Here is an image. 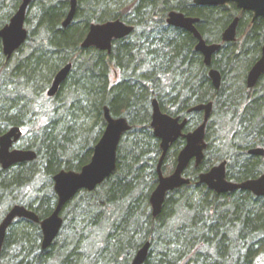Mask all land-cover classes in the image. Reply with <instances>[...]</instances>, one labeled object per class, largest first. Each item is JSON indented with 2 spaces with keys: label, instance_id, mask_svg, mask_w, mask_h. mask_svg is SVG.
<instances>
[{
  "label": "trees",
  "instance_id": "1",
  "mask_svg": "<svg viewBox=\"0 0 264 264\" xmlns=\"http://www.w3.org/2000/svg\"><path fill=\"white\" fill-rule=\"evenodd\" d=\"M168 1L76 0L75 17L81 20L82 28L66 30L59 24L67 15L69 0H41L40 4L34 0L32 3V7L38 5L35 32L40 38L41 52H32L12 73L17 72L29 85L40 81L42 88H46L57 70L69 63L72 69L54 98H46L45 89H41L32 99L37 107L31 108L29 113L42 118L43 122L36 141L23 149L35 152L36 159L7 170L0 167V206L3 200H9L12 206L21 205L31 210L39 220L47 218L56 205L52 177L62 170L79 172L89 163L105 127L103 108H108L113 118H124L130 126L118 145L116 168L110 178L93 192H78L62 210L63 225L59 235L66 231L72 235L73 244L67 249L64 244L60 246L63 253L60 264H98L100 261L101 264H131L145 242L150 243V250L144 264H264V198H255L248 192L217 195L204 185H196L198 174L223 160L228 161L226 176L229 180L246 181L264 171V159L252 162L246 155L250 148L264 149V113H261L264 77L257 85V96L251 97L244 86L247 69L260 52H230L224 56L226 60L216 68L222 78L219 92L208 83L197 85L192 81L198 77L197 67L191 62V84H176L175 75L183 73L186 47L190 50V59L194 58L191 52L194 41L190 38L188 45L185 39L171 40L169 31L174 30L164 23L167 14L179 12L220 28L230 20L233 10L227 8L222 14H216L214 9L194 6L192 0L171 5ZM4 2L0 0V8ZM18 2L16 0L9 12L0 17V29L9 22ZM114 20L134 27L132 43L113 44L116 58L125 57L124 62L131 63L130 58L140 60L145 54L143 49H158L155 55H150L156 57L152 60L150 75L130 76L126 73L129 63L112 60L110 70L117 72L119 65L117 73L127 82L107 85L104 54L80 48L90 25ZM26 21L29 24L28 18ZM205 29L198 26L201 33ZM249 32L253 39L248 40L247 46L254 43L257 47L258 35L262 44L264 20L255 21ZM170 74L173 80L165 82L163 78ZM0 89V135L11 127H19L23 138L31 132H26L25 111L18 110L7 98L2 84ZM152 100L158 102L162 113L187 118L185 133L200 123L196 115H187L189 108L208 101L214 106V115L205 132V159L197 169L192 167L185 172L190 180L188 186L167 193L157 218L151 216L148 203L157 185L156 167L161 156L159 140L150 128ZM21 103L25 106V100ZM215 116L221 118L217 120L219 132L226 124L230 129L233 126L231 133L236 142L229 143L231 153L226 156L219 154L214 141L209 139ZM222 138L216 134L215 141ZM183 146V139H178L168 150L162 164L165 175L173 171ZM16 195H20L18 200L14 199ZM68 206L71 217L67 223L64 217L67 214L63 213ZM98 230L105 233L103 239L95 235ZM41 239L39 225L26 220L14 221L6 233L0 264H49L47 255L57 241L43 252ZM90 242L96 247L88 250ZM99 242L103 244L101 248H98Z\"/></svg>",
  "mask_w": 264,
  "mask_h": 264
},
{
  "label": "water",
  "instance_id": "2",
  "mask_svg": "<svg viewBox=\"0 0 264 264\" xmlns=\"http://www.w3.org/2000/svg\"><path fill=\"white\" fill-rule=\"evenodd\" d=\"M32 0H22L16 12L9 19V22L0 29V43L3 55L9 59L13 53L19 50L25 43L27 31L24 28L27 8ZM228 2L234 3L238 9L253 13V20L264 19V0H193L195 6H222ZM76 0H69V10L61 27L66 29L73 21L76 14ZM197 19L185 17L183 14L171 11L167 14L166 23L175 28L185 30L197 39L195 50L200 52L204 58V64L209 66L211 56L219 49V46H207L201 39L195 28ZM238 19L235 18L223 34V41H234ZM132 26L126 25L120 20L108 21L102 24L90 25L86 36L80 44L82 50L90 48L100 52L110 53L113 40H120L128 37L133 32ZM72 64L63 66L53 77L50 88L46 92L48 98L54 97L60 86L67 79ZM264 75V46L259 60L247 73L246 87L252 89L256 86L259 78ZM209 78L215 89L220 86V74L217 71H210ZM212 110L211 103L194 106L188 110L192 112H204L202 123L189 133H183L187 125V119L173 118L161 112L158 102H151L150 128L153 136L159 140L161 156L157 163V185L149 196L148 203L151 209V216L157 218L162 211L167 193L183 186H188L190 180L182 176L191 161L195 167L201 164L204 157L206 144L204 142L205 128ZM105 127L103 133L93 148V153L88 164L79 172L59 171L52 177L53 191L56 195V205L52 213L45 219L39 220L37 215L24 206L14 205L0 221V256L7 230L16 220H26L39 225L42 239L41 251L48 250L57 238L63 225L60 214L63 208L82 190L93 192L106 179L114 173L116 168V153L118 145L125 133L130 130L128 122L124 118H113L108 108H103ZM23 132L19 127H11L6 133L0 135V167L7 170L11 166L32 162L36 159L35 152L31 150L12 149L20 141ZM184 140V146L176 158V165L173 173L164 176L162 164L164 158L178 139ZM250 156L262 157L264 150L260 148L251 149ZM196 185H204L207 189L216 194L232 193L235 191H246L255 197H264V174L255 180H246L241 183H233L225 179V162L213 167L207 173L198 176ZM150 250V243L145 242L135 253L131 264H144Z\"/></svg>",
  "mask_w": 264,
  "mask_h": 264
},
{
  "label": "flooded vegetation",
  "instance_id": "3",
  "mask_svg": "<svg viewBox=\"0 0 264 264\" xmlns=\"http://www.w3.org/2000/svg\"><path fill=\"white\" fill-rule=\"evenodd\" d=\"M33 1L34 0H32L31 1V3H30V5H29V7L27 8V11H26V16H25V28H26V25H27V21H26V19H27V16H29V11L30 10H32V3H33ZM192 3H193V0H192ZM195 6V5H194ZM198 8H204V9H214V11H215V13L216 14H219V13H223L224 11H226L227 10V8H232V10H233V12H232V15H231V18H230V20H228V22H226V24L225 25H223V26H221L220 28H215V27H213V26H211V25H209V24H205L202 20H200V19H198V18H194V17H190V18H194V19H197L198 20V22L194 25L195 26V28H196V30H197V32L199 33V35H200V37H201V39L204 41V43H205V45H207V46H219V49L216 51V52H214L213 54H212V56H211V59H210V64H209V66H206L205 64H204V58H203V55L200 53V52H198V51H196L195 50V47H196V45H197V43H198V41H197V39H195L194 37H193V35L192 34H190L189 32H187V31H185V30H182V29H179V28H175V27H171V26H169L167 23H166V19H167V16H166V18H165V21H164V23H165V25L167 26V27H169V28H171L172 30H174V31H169V35L170 36H172V37H170L171 38V40L172 39H174L175 41H182V40H184L185 39V41H186V44H188L189 45V39L190 38H192L193 39V41H194V43H193V46H192V48H191V52H193L195 55H194V58L193 59H190L191 58V56H190V50H189V48L188 47H186V56H184V61H183V63H182V71H183V73L182 74H176L175 76L177 77H174V79L176 80V84H179V83H181V84H184V85H189V84H191V82L192 81H194V83H197V85H200V84H203V85H205V83H208L209 84V86H211L212 88H213V90L214 91H216V92H219V90H220V86H221V84H222V78H221V80H220V86H219V88L218 89H215L214 88V86H213V84H212V80L209 78V72L210 71H217L219 74H220V72L216 69L217 67H219V65H220V63L221 62H223V61H225L226 60V57H224V56H226L228 53H230V52H233V53H235V54H252V53H256V51L258 52H260V56L256 59V60H254L253 61V63L248 67V69H247V72H246V74H245V79H244V86H245V88H246V90L248 91V92H250V94H251V97H254L255 95H256V93H257V90H256V88H257V85H258V83H259V81H260V79L262 78V77H264V75H262L260 78H259V80H258V82H257V84H256V86L254 87V88H252V89H247V87H246V77H247V73L249 72V70L252 68V66L259 60V58L261 57V54H262V48H263V46H264V42H262V44H261V42H260V36L258 35L257 36V41H259V43H256L257 44V47L255 46V44L254 43H252V45H249V46H247V42H248V40L249 39H253V36H251V33L249 32V29L251 28V26H252V24L255 22V21H259V20H264L263 18H257V19H255V20H253V13H251V12H249V11H243V10H241V9H238L237 7H236V5L234 4V3H231V2H228V3H226V4H224V5H222V6H197ZM184 15V14H183ZM185 16V15H184ZM185 17H188V16H185ZM66 18V16L64 17V19ZM235 18H237L238 19V23H237V27H236V33H235V39H234V41H230V42H225V41H223V34H224V32H225V30L227 29V27L230 25V23L235 19ZM63 19V20H64ZM63 20L62 21H60V24H59V27L62 29V27H61V24H62V22H63ZM73 22V21H72ZM72 22L70 23V25L67 27V28H70L71 27V25H72ZM209 23H211V22H209ZM127 25V24H126ZM202 26L205 30H204V32L203 33H201V32H199L198 31V26ZM129 26H131V25H129ZM133 27V26H132ZM208 27H209V29H208ZM66 28V29H67ZM134 28V27H133ZM211 28V29H210ZM66 29H63V30H66ZM26 31H27V29H25ZM88 32V31H87ZM87 34V33H86ZM86 34H85V36H86ZM134 34V30H133V32L131 33V35L130 36H128V37H125V38H123V39H120V40H113L112 41V43H111V51H110V53H107V52H102L103 54H104V66H105V68H106V81H107V85L109 84L110 85V83H112V84H117V85H120V84H123L124 82H127V80H125L126 78H124V76H122V75H120L119 73H117L118 71H120V70H118V69H120V66L118 65V69H117V72H112L113 70H110V65H109V63L113 60V61H120V63L122 62L123 64H125V63H129V60L127 61L126 60V62H124V58L125 57H121V56H118L117 58H116V56H115V53H114V51H115V47H114V43H117V42H120L121 43V45L123 44V45H125V44H127V43H132L134 40H133V38H132V35ZM84 36V37H85ZM191 36V37H190ZM84 37H83V39H84ZM28 38H29V33H28V31H27V38H26V41H25V43H24V45L28 42ZM83 39L81 40V42L83 41ZM164 39H167V38H164ZM177 39V40H176ZM81 42H80V44H81ZM23 45V46H24ZM22 46V47H23ZM0 48H1V55L2 56H4L3 55V52H2V47H1V43H0ZM122 48L124 49V46H122ZM90 49H93V48H90ZM259 49V50H258ZM41 50H43V51H46L45 49H41ZM89 50V49H88ZM94 50H96V49H94ZM120 51L122 50V49H119ZM86 51V50H85ZM98 51V50H97ZM143 51L145 52V54L143 55V56H140V60L139 61H137V60H134L133 58H130V62L131 63H129V69H128V71L126 72V73H128L130 76L131 75H134L135 77H139V78H141V77H143V76H145V75H150V74H148V73H150V71H152L153 70V67H152V63H153V59H155L156 57L154 56L153 58L152 57H150V55H155L157 52H158V49H155V48H152V47H150V48H148V49H143ZM17 52H18V50H17ZM16 52V53H17ZM100 52V51H99ZM221 52H224V54L222 55V53ZM15 53H13L12 55H11V57L9 58V59H6V60H10L12 57H13V55H14ZM5 57V56H4ZM25 58V60L28 58V56H26V57H24ZM168 59H170L171 60V58L169 57ZM152 61V62H151ZM190 62L194 65V66H196L197 67V69H195V70H197V72H196V76L198 77V78H196V79H192V81L190 80ZM148 63H149V65H148ZM173 65H175V63L174 62H171ZM128 67V66H127ZM133 68V69H132ZM61 69V68H60ZM59 69V70H60ZM113 69V68H112ZM57 72H58V70H57ZM56 72V73H57ZM110 72H112L113 73V77H112V80L110 79V75H111V73ZM56 73H54V75H53V77L55 76V74ZM153 76L155 77L156 75H154L153 74ZM166 76H167V78H166ZM164 78H163V80L165 81V82H168V83H171V80H173V74H170V75H166ZM53 77H52V80H53ZM179 77H181V78H179ZM220 77H221V74H220ZM144 78V77H143ZM52 80L50 81V84L48 85V88H47V90L50 88V86H51V83H52ZM170 81V82H169ZM206 81V82H205ZM60 89V88H59ZM47 90H45L44 91V95H45V97L46 98H48L47 96H46V92H47ZM58 92H59V90H58ZM58 92H57V94H58ZM56 94V95H57ZM55 95V96H56ZM54 96V97H55ZM54 97H52V98H54ZM52 98H48V99H52ZM208 103H211V105H212V110H211V114H210V117H209V119H208V122H207V124H206V128H205V132H206V129H207V125H208V123H210V120L212 119V116L214 115L213 114V111H214V106H213V102L212 101H208V102H206V103H203V104H208ZM198 105H201V104H198ZM195 106H197V105H195ZM194 107V106H193ZM192 108V107H191ZM190 109V108H189ZM188 109V110H189ZM188 110L186 111V113H187V115H196L197 116V118L198 119H200V123L197 125V126H199L201 123H202V121H203V117H204V112L203 111H200V112H192V113H188ZM173 118H176V117H173ZM177 118H180L181 120L182 119H184V118H181V117H177ZM185 119H187V118H185ZM187 122H188V120H187ZM10 129V128H9ZM8 129V130H9ZM7 130V131H8ZM184 130H185V128H184ZM184 130H183V133H185L184 132ZM6 131V132H7ZM193 131V130H192ZM6 132H4V133H6ZM189 132H191V131H189ZM189 132H186V133H189ZM3 133V134H4ZM22 139V138H21ZM20 139V140H21ZM181 139V138H180ZM178 141V140H177ZM176 141V142H177ZM184 141V140H183ZM175 142V143H176ZM204 142H205V144H206V148H205V150H204V157H203V160L205 159V156H206V150H207V143H206V141H205V136H204ZM174 143V144H175ZM16 145H17V143L13 146V148L12 149H20V148H17L16 147ZM172 146V145H171ZM256 148H259V147H256ZM251 149H255V148H250V149H248L247 151H246V155L248 156V157H250V158H252L251 160H252V162L254 161V160H258V159H264V155L262 156V157H258V156H250V155H248V151L249 150H251ZM260 149H263V148H260ZM22 150H25V149H22ZM264 150V149H263ZM180 152V151H179ZM178 155V154H177ZM177 158V157H176ZM203 160L201 161V163L203 162ZM223 162H225V179H226V181H229V182H233V183H241V182H244L245 180H242V181H240V180H229L228 178H227V176H226V173H227V166H228V161L227 160H223V161H221V162H219V163H217L216 165H214V166H212L208 171H210L213 167H215V166H218V165H220L221 163H223ZM176 165V164H175ZM200 166V165H199ZM198 166V167H199ZM194 168V169H197L198 167H195V165H194V161H191V163L188 165V167L186 168V170L183 172V174H182V176L184 177V178H187V179H189L188 178V176H186V174H185V172L187 171V169L188 168ZM174 169H175V167H174ZM174 169H173V171H174ZM173 171L169 174V175H171L172 173H173ZM207 171V172H208ZM207 172H203V173H207ZM200 174H202V173H200ZM200 174H198V176L200 175ZM264 174V171L263 172H261V173H259L255 178H251V179H249V180H255V179H257V178H259L261 175H263ZM163 175L164 176H169V175H165L164 173H163ZM198 176H197V181H198ZM206 187V186H205ZM213 192V191H212ZM236 192H246V191H235V193ZM215 193V192H214ZM232 193H234V192H232ZM249 193V192H248ZM216 194V193H215ZM224 194H229V193H224ZM231 194V193H230ZM251 196H253V197H255L253 194H251V193H249ZM218 195V194H217ZM219 195H222V194H219ZM255 198H264V197H255ZM64 209V208H63ZM61 214H62V212H61ZM61 214H60V217H61ZM62 218V217H61ZM62 221H63V218H62ZM59 235V234H58ZM41 237H42V235H41ZM56 240V239H55Z\"/></svg>",
  "mask_w": 264,
  "mask_h": 264
},
{
  "label": "rangeland",
  "instance_id": "4",
  "mask_svg": "<svg viewBox=\"0 0 264 264\" xmlns=\"http://www.w3.org/2000/svg\"><path fill=\"white\" fill-rule=\"evenodd\" d=\"M21 1L22 0H19L18 6L21 4ZM36 1L38 4H40V2H41V0H36ZM178 1H182V0H169L168 3L171 5L174 2H178ZM14 2H16V0H5V2L3 3V6L0 8V17H3L6 13L9 12L10 7H11V5H13ZM37 3L34 5V7H32V10L29 11L30 14H29V16H27V18L29 19V21H28L29 24L26 25V28H25V24H24V28L27 29L29 36L31 37L30 40H28V42L18 50V52L16 51L17 53L15 52V54L13 55V57L10 60H6L5 57L2 55L0 56V81H2V82H0V84L3 85L4 90L7 91V98H9V100L15 104L16 108H18V110H22V111L24 110L25 111V118L24 119H25V126H27L26 132L31 131L28 134L25 133L26 135L17 143L16 147L20 148V149H23L26 146H29L30 144L35 142L37 139L36 133L39 130L40 125L42 124L43 120H42V118H37L36 116H33L32 114L29 113V111L31 110V108L37 107L36 102L32 101V99H34L37 96L36 94L39 93V91L41 89L47 90V88H48V86L46 88H42L40 81H37L33 85H29V82H27V80L25 81L23 78H21L17 74V72L12 73V70L15 66L23 63L24 57L29 56L32 52H34V53H40L41 52L39 47H38L39 46L38 44L40 42V38H39V35L37 36V33H36L37 31L35 30V28H36L35 27V22H36L35 19L37 18V15H39V14H36V9L38 7ZM18 6L12 12L11 17L16 12ZM40 15H41V13H40ZM70 28H72V29L82 28L81 20L79 18L75 17L73 19V22H72V25ZM40 36H41V34H40ZM112 77L113 76L111 74L110 75L111 80H112ZM16 80H18V81H16ZM0 91H1V89H0ZM22 100H25V106L21 103ZM220 113H222V112H220ZM261 113H264V107L261 109ZM220 119H221L220 117L219 118H217V116L214 117V119L212 121L213 126H212V129L210 130L211 134H210L209 139L212 142L214 141L213 146H214V148H216V150H219L218 151L219 154L226 156L227 154L231 153V151H230L231 146L229 145V143L236 142V140L233 138V133H231L233 126L230 129V126L228 124H226L225 126H223L224 127L223 129H219L220 132L218 131L219 122H217V120L219 121ZM61 122H62V120L60 121L59 125H61ZM64 122L65 121H63V123ZM220 122H222V121H220ZM24 132H25V129H24ZM216 134L222 135L223 138L220 140L216 139V141H215ZM247 137L250 138L251 133ZM18 196H20V195H16L15 197L11 196V198L14 197L15 200H18ZM3 201L4 202H2V204L0 206V221L2 220L4 215L7 213V211L12 207V205L9 204L10 203L9 200H8V202H7V200H3ZM64 214H67V215H64ZM63 215H64V217H66V222L67 221L69 222V219L71 217V208L69 206L67 209H65ZM61 217H62V214H61ZM92 235H93L92 237H94L93 233H92ZM95 235L100 237V239H103L105 237V233L102 230H98ZM71 237H72V235L68 234L66 231H61V234L57 236V239H56L57 243L51 248L49 254L47 255V258L49 259V264H60V260L63 257L62 248H60V246L64 244L65 246H68L65 249L69 248L73 244V239ZM101 242L98 243V248L102 247L103 244ZM92 244H93L92 242H90L88 244V247H87L88 250L96 247V245H92ZM58 251H60V252H58ZM69 253H68V255H69ZM60 254H62V257ZM98 264H101V261Z\"/></svg>",
  "mask_w": 264,
  "mask_h": 264
},
{
  "label": "bare ground",
  "instance_id": "5",
  "mask_svg": "<svg viewBox=\"0 0 264 264\" xmlns=\"http://www.w3.org/2000/svg\"><path fill=\"white\" fill-rule=\"evenodd\" d=\"M133 69V68H132Z\"/></svg>",
  "mask_w": 264,
  "mask_h": 264
}]
</instances>
